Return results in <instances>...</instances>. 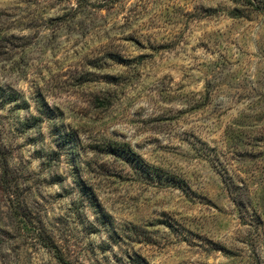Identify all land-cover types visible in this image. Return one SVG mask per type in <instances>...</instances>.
Returning a JSON list of instances; mask_svg holds the SVG:
<instances>
[{
	"label": "rangeland",
	"instance_id": "rangeland-1",
	"mask_svg": "<svg viewBox=\"0 0 264 264\" xmlns=\"http://www.w3.org/2000/svg\"><path fill=\"white\" fill-rule=\"evenodd\" d=\"M0 264H264V0H0Z\"/></svg>",
	"mask_w": 264,
	"mask_h": 264
},
{
	"label": "trees",
	"instance_id": "trees-1",
	"mask_svg": "<svg viewBox=\"0 0 264 264\" xmlns=\"http://www.w3.org/2000/svg\"><path fill=\"white\" fill-rule=\"evenodd\" d=\"M246 1H247V0H246ZM248 1H249V0H248ZM57 259H58V260H61L62 258H61L60 255L57 254Z\"/></svg>",
	"mask_w": 264,
	"mask_h": 264
}]
</instances>
